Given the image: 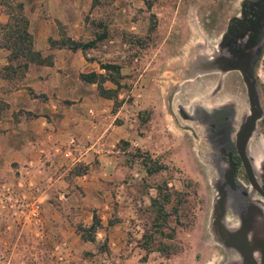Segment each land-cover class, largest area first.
Returning a JSON list of instances; mask_svg holds the SVG:
<instances>
[{
  "label": "rangeland",
  "instance_id": "rangeland-1",
  "mask_svg": "<svg viewBox=\"0 0 264 264\" xmlns=\"http://www.w3.org/2000/svg\"><path fill=\"white\" fill-rule=\"evenodd\" d=\"M239 1L93 0L91 6L90 1L81 7L74 1L68 5L74 12L82 11L73 22L83 18L93 26V31L96 30L95 23H106L109 38L94 48L95 55L103 57L105 62L120 63L125 68L128 76L123 87L128 90L129 104L142 112L138 116L140 146L133 147L131 152L137 149L135 153L140 156L132 157L135 164L129 165L140 177H133L136 179L132 183L138 204L132 210L122 212L129 223L116 250L111 249L110 242L101 236L95 243L80 241L75 244L78 254L47 257L41 250L32 248L18 253L13 249L14 241L7 236V241L0 242V264L241 263L240 254L224 245L215 224V215L221 194L220 165H225L219 148H229L235 142L240 125L250 114L249 100L245 91L238 94L228 92L221 85L219 74H206L209 71L204 70V61L212 55L219 40L222 16L236 9ZM14 2H22L26 13H46L44 10L50 11L54 6L51 0ZM97 10L99 15H95ZM118 10L123 28L115 26ZM9 12L15 13L12 8L0 5V27L8 21ZM50 18L58 20L55 16ZM70 18L72 16L66 17L67 20ZM58 24L60 31L67 36L64 29L67 25ZM258 73L256 88L262 115L247 146V155L253 156V171L255 163H264V58ZM173 87L178 89L172 99L176 123L167 110V98ZM180 104L184 105L185 113L192 115L193 111L194 117H181ZM185 125H191L196 137L192 131L183 128ZM143 157L162 168L148 176L141 161ZM142 183L148 185L146 191L137 189ZM163 183H167L171 193L166 205L169 214L166 223L156 230L152 227L153 214L145 208L157 193L153 185ZM259 203L264 204L253 193L248 197L236 196L237 211L229 210L224 218L219 219L233 225L239 221L237 213L248 220L256 214L264 234V211H258L254 206ZM174 207L176 213L171 212ZM80 214L74 215L75 220L83 219ZM146 231L152 235L149 250L144 249L142 243ZM258 235L257 232L250 248L254 247ZM103 244H106L105 250L98 252L97 246ZM164 246L169 247L166 252ZM87 251L92 253L87 254ZM253 254L260 259L257 249Z\"/></svg>",
  "mask_w": 264,
  "mask_h": 264
},
{
  "label": "crops",
  "instance_id": "crops-1",
  "mask_svg": "<svg viewBox=\"0 0 264 264\" xmlns=\"http://www.w3.org/2000/svg\"><path fill=\"white\" fill-rule=\"evenodd\" d=\"M72 1L79 7L88 1L93 5V0H51L54 6L46 13L24 10L33 49L51 52L53 61L30 65L18 79L4 74L9 51L2 45L0 31V188L12 187L27 201L38 202L41 209L39 227L27 215L14 216L0 209V242L12 238L18 253L32 248L47 257L78 254L75 224L90 226L94 214L100 220L96 241L103 236L116 250L129 223L122 212L138 204L128 159L132 148L140 146L138 116L142 112L129 104L123 87L128 73L121 65L124 78L117 100L104 97L97 82L81 78L82 73L105 72L100 66L105 61L95 55L94 48L49 49L48 39L63 34L58 23L67 25V36L74 40L94 38L96 30L89 22L72 21L82 13L68 8ZM118 12L115 26L123 28ZM103 86L116 88L108 80ZM78 213L82 220H75Z\"/></svg>",
  "mask_w": 264,
  "mask_h": 264
},
{
  "label": "trees",
  "instance_id": "trees-1",
  "mask_svg": "<svg viewBox=\"0 0 264 264\" xmlns=\"http://www.w3.org/2000/svg\"><path fill=\"white\" fill-rule=\"evenodd\" d=\"M0 5L10 7L15 13H8V21L1 25L0 31L2 33V45L9 51L8 65L4 67V74L8 78H20L27 71L28 67L32 64L36 65H51L53 56L51 52L41 53L33 49V37L29 31V21L24 14V6L22 2H14V0H0ZM96 32L94 38L88 41H78L66 35H61L58 39H48L49 49L55 48H67L70 50H89L96 48L101 42L108 40L109 31L107 25L103 21L95 23ZM101 68L105 70L104 73L98 74L96 72L82 73L81 78L86 82H97L98 90L104 97H109L117 100L118 90L122 86L120 80L124 78L121 74V64L117 62H102ZM108 80L116 85L115 89H107L103 86V83ZM136 151H138L136 149ZM135 151V152H136ZM129 155V164L134 161L132 157L140 156L136 153ZM142 164L145 166L148 176H151L158 172L162 167L156 166L153 161L143 157L141 159ZM146 182V180H145ZM156 188V195L150 198V202L145 208L146 211L152 215V227L156 229L166 223L168 211H166V205L170 202L171 193L167 187V183L161 185L154 184ZM137 189L146 191L148 185L142 183ZM136 189V190H137ZM171 212L176 213V207L172 208ZM100 226V220L94 214L93 220L90 226L83 227L82 224L76 225V232L82 242L95 243V232L97 227ZM152 229V230H153ZM106 241V239H105ZM142 243L144 249L149 250L152 241V235L147 231L142 236ZM106 244L102 247L97 246L96 250L99 252L105 250ZM151 248H154L153 246ZM164 252L169 247L164 246ZM92 252L87 251V254Z\"/></svg>",
  "mask_w": 264,
  "mask_h": 264
},
{
  "label": "flooded vegetation",
  "instance_id": "flooded-vegetation-1",
  "mask_svg": "<svg viewBox=\"0 0 264 264\" xmlns=\"http://www.w3.org/2000/svg\"><path fill=\"white\" fill-rule=\"evenodd\" d=\"M222 17L217 45L209 59L204 61L205 64L212 67V70L206 74H219L220 79H222L221 85L228 92L238 94L245 91L248 98L247 81L254 78L255 85L258 86V70L264 58V0H240L236 9L225 13ZM203 104L202 106H205ZM183 108L184 105L182 104L178 107L181 117L184 119L194 117L193 111L192 115H189L185 113ZM219 150L225 162V165H220L219 181L223 199L226 197V214L229 210L237 211L236 196L244 195L248 197V194L253 193L264 203V197L252 190L244 165L236 152L235 142L231 147H220ZM229 155L236 165L232 186L227 183L225 178ZM249 156L253 158V156ZM240 181L244 182V185H241ZM255 206L264 210V204L259 203ZM237 214L238 219L240 213ZM252 216L255 217V215L250 217ZM257 218L259 219L258 216ZM243 219H245L244 222H249L246 216ZM257 238L260 237L257 236Z\"/></svg>",
  "mask_w": 264,
  "mask_h": 264
},
{
  "label": "water",
  "instance_id": "water-1",
  "mask_svg": "<svg viewBox=\"0 0 264 264\" xmlns=\"http://www.w3.org/2000/svg\"><path fill=\"white\" fill-rule=\"evenodd\" d=\"M204 70L211 71L212 67L204 63ZM191 77L192 75L185 78V80L190 79ZM178 85L180 84L178 83ZM247 86H248L247 93H248V99H249L250 114L244 119L243 123L239 127V130L236 133L235 148H236L237 154L239 155L244 165V168L248 175V180L251 184L252 190L256 191L262 197H264V177H263V182L260 184L258 180L256 179V176L252 168V158H250L249 154L247 155L248 141L252 133H254V130L256 128V123L262 115V110H261L260 99H259L258 91L255 85L254 78L247 81ZM177 92H178V89L173 87L170 95H168V98H167V101H168L167 110L173 117L175 123L177 122V118H176L174 109L172 108V99H173L174 94ZM183 128L192 131L193 135L196 137V134L192 130L191 126L185 125L183 126ZM235 167L236 165L235 163L232 162L230 155H229L228 169L225 173V178H226L227 183H229L231 186L233 185ZM255 208L258 209L259 211L261 210V208H258L257 206H255ZM226 209H227L226 197L223 199L222 194H220V199L218 200V204H217V212L215 215L216 216L215 224L219 230V233L224 242V245L228 247L229 249L231 248L240 254V256L242 257V261L240 264H264V240L261 239V238H264V234L262 232L261 223L258 229V234H259L258 237L260 238H256L254 240L253 248L248 247V243L246 240L248 230L250 229L251 224L253 223L254 219L257 218V215L254 214L255 215L254 218L253 216L250 217L248 220L249 222H244L245 219H243L242 216H239L238 218L239 221L237 222V224L234 223L232 225V224L226 223L225 221H222L219 219V218H224V216L226 215ZM224 224L229 225V227L225 228ZM230 231H233V233L231 234ZM256 249L260 253L259 260L256 259V255L253 254V251H255Z\"/></svg>",
  "mask_w": 264,
  "mask_h": 264
},
{
  "label": "built area",
  "instance_id": "built-area-1",
  "mask_svg": "<svg viewBox=\"0 0 264 264\" xmlns=\"http://www.w3.org/2000/svg\"><path fill=\"white\" fill-rule=\"evenodd\" d=\"M134 173L133 177H137ZM0 209L10 211L14 216L27 215L30 222L39 227L41 224V209L38 202H29L23 196L17 195L10 186L3 185L0 188Z\"/></svg>",
  "mask_w": 264,
  "mask_h": 264
},
{
  "label": "bare ground",
  "instance_id": "bare-ground-1",
  "mask_svg": "<svg viewBox=\"0 0 264 264\" xmlns=\"http://www.w3.org/2000/svg\"><path fill=\"white\" fill-rule=\"evenodd\" d=\"M186 112H188V111H186ZM189 126H191V125H189ZM261 163H262V161H261ZM261 163L260 164L258 163V165L255 163V166H254L255 167L254 171L256 173L255 176H256V179L258 180V182L260 184L263 182V177H264V165H263L264 163L263 164H261ZM259 174L261 176L260 180H259V177H258ZM258 217H259V215H258ZM260 223L261 222H260V220L258 218L254 219L252 227H251V229L249 230V232L247 233V236H246L248 247H250L252 245L253 238H254L255 234L258 232Z\"/></svg>",
  "mask_w": 264,
  "mask_h": 264
}]
</instances>
